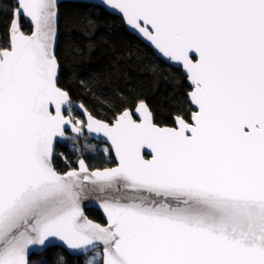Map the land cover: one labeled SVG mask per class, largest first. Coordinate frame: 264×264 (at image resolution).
<instances>
[{
  "label": "snow or ice",
  "instance_id": "6c2138e0",
  "mask_svg": "<svg viewBox=\"0 0 264 264\" xmlns=\"http://www.w3.org/2000/svg\"><path fill=\"white\" fill-rule=\"evenodd\" d=\"M93 6L182 67L185 99L161 125L141 98L116 92L115 108L90 76L79 85L112 116L74 105L61 85L59 0H0V264H30L54 242L85 264H264V0ZM91 26L79 28L88 49ZM83 52L69 42L63 59ZM89 137L104 140L112 166H89ZM61 141L77 157L60 153L63 169ZM90 200L103 222L85 215Z\"/></svg>",
  "mask_w": 264,
  "mask_h": 264
},
{
  "label": "trees",
  "instance_id": "16d2710c",
  "mask_svg": "<svg viewBox=\"0 0 264 264\" xmlns=\"http://www.w3.org/2000/svg\"><path fill=\"white\" fill-rule=\"evenodd\" d=\"M91 19L89 35L92 47H85V37L80 34V24ZM7 17L0 16V37H4ZM25 32L30 26L21 19ZM58 52L62 56L61 85L70 90L72 101L82 103L89 111L101 119H109L112 110L98 103L94 93L79 85L78 78L94 76L99 83L95 94L115 101V108L121 102L114 93L119 92L129 101L143 99L153 111L155 121L161 125H171V116L185 99L188 84L181 69H176L159 60L152 50L134 35L130 34L120 17L107 13L104 9L83 3L66 2L60 4ZM69 42L84 48L83 55L63 59L65 45ZM80 116V115H78ZM81 117V116H80ZM89 143H92L88 140ZM69 142L56 145V163L61 169L64 162L60 153L71 160L76 155L70 150ZM83 149V142L80 143ZM91 168L112 166L85 158ZM88 218L103 222L101 214L93 209L85 210ZM62 255L66 264H85L86 257H73L60 248H47L40 255L32 254L30 264H56Z\"/></svg>",
  "mask_w": 264,
  "mask_h": 264
},
{
  "label": "water",
  "instance_id": "95a60500",
  "mask_svg": "<svg viewBox=\"0 0 264 264\" xmlns=\"http://www.w3.org/2000/svg\"><path fill=\"white\" fill-rule=\"evenodd\" d=\"M66 2L83 3V4L94 5V4L97 2V0H59V3H60V4H62V3H66ZM102 9H104V8H102ZM104 10H105L107 13H109V14H112V15H115V16H117V17H120L118 14L114 13L113 11H111V10H109V9H104ZM120 18H121V17H120ZM21 19H23L24 22L27 23V24L30 26V23H29L26 19H24L23 17H22ZM123 24H124V23H123ZM124 26L126 27V30H127L130 34L134 35V36H135L137 39H139L143 44H145L146 46H148V47L152 50V52L155 54V56H156L159 60H161V61L164 62L165 64L170 65V66L173 67V68L181 69L182 74L184 75L182 67L177 66L176 64H174V63H172V62H168L165 58H163L160 54H158V53L154 50L153 47H151L146 41H144L141 37H139L134 31H132L130 28H128L125 24H124ZM186 82H187V81H186ZM187 84H188V83H187ZM73 104H74V105H79V104H81V103H78V102H74V101H73ZM74 111H76V112L81 116L82 119H85V117L82 115L81 110H80L79 108H74ZM89 139L92 140V141H94V142H101V143L105 144V142H104V140H103L102 138H100V139H91V137H89ZM65 142H66V141H61V142H59V143H57V144H63V143H65ZM57 144H56V145H57ZM55 148H56V146H55ZM88 209H93V210L98 211V212L101 214V216L103 217V219H104V216H103V212H102V210L96 205V203H95L94 201H91V200H90V201H86V202H85V204H84V212H85V210H88ZM85 215H86V214H85ZM86 216H87V215H86ZM89 219H90V218H89ZM47 248H60V249L64 250V251H65L68 255H70V256H73V257H84L83 254L75 253V252H73V251L67 249L65 246L61 245L59 242H54L53 245H51V246H49V247H47ZM43 251H45V250L34 249V250H32V252L30 253V256H31L32 254L40 255ZM89 254H91V253H89ZM89 254H88V255H89Z\"/></svg>",
  "mask_w": 264,
  "mask_h": 264
},
{
  "label": "rangeland",
  "instance_id": "374dc122",
  "mask_svg": "<svg viewBox=\"0 0 264 264\" xmlns=\"http://www.w3.org/2000/svg\"><path fill=\"white\" fill-rule=\"evenodd\" d=\"M74 114L75 115H79L76 111H74ZM80 119H82L80 116H78ZM90 140V139H88ZM92 143H90L91 145H94V149H91V150H86V155L84 156V158H89L90 161H101L103 162L104 164H106L107 162H109L106 158V156L104 155V153L102 152V149L103 147H105V144L103 143H95L93 142L92 140H90ZM69 142L70 144L72 143L71 141H66L65 143ZM84 143L83 140H81L79 142L80 143ZM82 151H85L84 149H82ZM92 254H89V256H91Z\"/></svg>",
  "mask_w": 264,
  "mask_h": 264
},
{
  "label": "flooded vegetation",
  "instance_id": "af4514ba",
  "mask_svg": "<svg viewBox=\"0 0 264 264\" xmlns=\"http://www.w3.org/2000/svg\"><path fill=\"white\" fill-rule=\"evenodd\" d=\"M94 142V141H93ZM95 143H97V142H95ZM99 143H101V142H99Z\"/></svg>",
  "mask_w": 264,
  "mask_h": 264
}]
</instances>
